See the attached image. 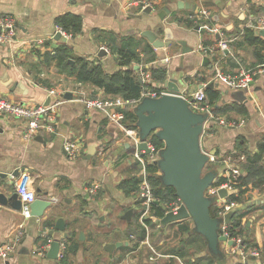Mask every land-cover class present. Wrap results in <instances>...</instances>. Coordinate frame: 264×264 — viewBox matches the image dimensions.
Segmentation results:
<instances>
[{
  "label": "crops",
  "instance_id": "0c3cea01",
  "mask_svg": "<svg viewBox=\"0 0 264 264\" xmlns=\"http://www.w3.org/2000/svg\"><path fill=\"white\" fill-rule=\"evenodd\" d=\"M179 1L190 9H179ZM165 8L170 13L162 20L158 15ZM200 10L210 14L208 23L200 26L204 32L187 25ZM68 14L82 21V31L71 41L55 40L58 19ZM6 15L15 19L16 34L0 49V95L15 103L35 105L46 103L48 91L54 89L61 94L62 103L52 136L43 133L27 140L23 120L0 118V175L8 176L0 177V191L12 194L15 182L27 176L37 199L53 200L40 219L25 218L21 210L0 204V246L20 236L15 252L7 260L0 259V264H264V190L260 189H251L242 197L237 216L243 227V233L237 235L261 252L253 262L232 254L228 243L220 244L221 255H213L205 238L194 232L192 220L162 227L164 216L155 218L152 212L147 218L151 223L145 226L147 236L141 240L140 227L144 225L139 216L131 222L123 219L129 209L139 210L140 168L132 158L133 139L125 124L122 127L110 121L101 111L87 110L78 101L80 97L122 96L108 95L103 88L77 80V72L86 62L108 77L132 69L138 80L143 72L152 75L151 71L162 67L167 70L166 79L176 80L181 93L186 94L214 82L213 89L220 92L216 104L223 114L245 122L239 128L215 127L213 134L202 137V148L219 157L214 168L217 178L226 175L222 160L227 156L233 157L241 171L253 158L264 164V72L255 76L249 90L214 80L217 70L235 73L240 66H264V36L255 27L264 17V0H0V18ZM147 30L171 46L155 49L141 36ZM127 38L141 45L139 58L122 66L111 50ZM39 39L44 40L42 47L35 46ZM221 40L227 41L228 49L218 47ZM179 41L193 49L183 61ZM147 45L152 51H146ZM101 49L107 52L104 57L99 56ZM141 84L143 90L167 91L153 75L150 83ZM69 92L72 99L65 98ZM134 108L127 109L134 112ZM67 139L82 145L78 158L70 159L64 151ZM88 153L93 154L90 159ZM14 173L18 176L9 182ZM8 182L11 187H6ZM90 183L100 185L96 194L88 192ZM122 183L133 190L126 194ZM39 190L47 195L41 197ZM59 219L64 221L71 242L64 232L54 230ZM55 239L69 244L65 259L34 254ZM118 242L122 245L114 252L105 250Z\"/></svg>",
  "mask_w": 264,
  "mask_h": 264
},
{
  "label": "built area",
  "instance_id": "2783aa9c",
  "mask_svg": "<svg viewBox=\"0 0 264 264\" xmlns=\"http://www.w3.org/2000/svg\"><path fill=\"white\" fill-rule=\"evenodd\" d=\"M209 17L210 14L207 10H200L198 16L192 18L194 19L195 23H197V25L205 26L207 24V20H209ZM255 27L261 30L264 29V17H260L257 20ZM15 31L16 21L12 16L6 15L0 18V49L3 46H6V44L12 40V38L16 34ZM57 32H60L67 41H71L73 39L72 34L67 33L59 26L56 27V33ZM35 44L36 47H42L44 44V40L39 39ZM218 47L222 50L228 49L227 41L221 40ZM202 49L205 50V48L200 47V50ZM52 53L55 54L54 51ZM262 72H264V66L257 69L240 66L235 73H225L217 70L214 75V80L222 81L233 89L249 90L255 76ZM142 80L145 83H150L152 80V75L149 72H143ZM165 92L167 91L145 89L141 92V96L139 99H124L123 97H80L78 98V101L82 103L87 110L101 111L108 117L110 121L124 127L123 124L125 123L126 119V108L135 107L146 96L157 98ZM48 94L51 98L49 104L41 103L35 105L15 103L5 96L0 95V118L7 116L23 120L26 123L24 137L27 140L43 133L52 136L56 133L58 110L62 103V97L61 94L54 89L49 90ZM180 95L187 101L191 110L206 116L202 137L206 134H213V129L215 127L239 128L245 124L244 121L228 119L216 113L214 107L211 106L208 102L207 94L204 88H200L189 94L180 92ZM124 129L126 133L133 139L134 151L132 153V158L140 168V182L137 191V195L139 198L138 216L140 222L144 226H146L144 224V220L147 219L149 214L152 212V206L154 204L159 205V200L154 194L153 186L149 179L147 165L150 163H154L159 159V150L156 149V147L150 142V140H147L149 153H147L145 150L140 151L138 149V146L141 141L139 138L138 129L127 127H124ZM64 151L70 159H76L80 156L82 145L77 140L67 139L64 143ZM203 151L209 155L208 165L211 164L213 165L211 166L213 169L216 168V165L219 162V157L214 153H209L205 150ZM232 158L233 157L231 156H227L224 160L220 159L222 160L224 166L227 168V172L225 175L227 180L220 185L213 184L211 187H209L206 191V196L214 197L215 199L213 205L216 209L215 217L221 219L218 232L219 235L225 236L227 241L232 242V245H229L232 254L238 255L244 261H253L260 258V250L246 243L244 237L232 234L231 224L233 219L229 224L224 222V218L227 213L235 212L236 214V212L238 211L239 203L236 201H229L228 198H220L218 193L221 189L227 190L230 194L237 191V178L242 174V171L239 167L236 166ZM99 188L100 185L98 183H90L89 186H87V190L90 194H96ZM13 189L18 194V197L21 201L22 215L25 218H30V204L37 199V195L30 185V179L27 176H23L17 182H15ZM157 202L158 204H156ZM179 206L180 202L173 203L167 207V212H176ZM19 242L20 236L14 242L5 243L4 245L0 246V259L3 261L7 260L10 255L15 252ZM50 243L51 240H49V242L45 245L37 248L34 251V254L39 257L45 258L47 256V250L48 248H50ZM67 249V243L61 241L60 251L58 253L59 259L66 258ZM151 260H154V258L152 257Z\"/></svg>",
  "mask_w": 264,
  "mask_h": 264
},
{
  "label": "water",
  "instance_id": "95a60500",
  "mask_svg": "<svg viewBox=\"0 0 264 264\" xmlns=\"http://www.w3.org/2000/svg\"><path fill=\"white\" fill-rule=\"evenodd\" d=\"M184 7L190 9L189 5L179 1L178 8L183 9ZM166 13H170L168 8L159 13V18L163 20L167 15ZM195 30L204 32L205 28L196 26ZM260 34L264 36V29L261 30ZM141 36L146 38L155 49L171 46L169 41L160 39L152 30L142 32ZM54 38L55 40L67 41L60 32H57ZM178 43L182 46L180 58L183 61L185 54L192 52L193 49L188 47L184 41ZM106 54L107 52L104 49L99 52L100 57H104ZM139 82L143 83V80L139 79ZM215 85L214 82H211L205 86L201 85V88L213 89ZM163 87L167 89V92L157 98L146 96L134 108V113L137 116L136 127L141 141L138 149L149 153L147 140L151 136L157 137L164 143V146L158 151L159 159L154 163L160 171L162 184L165 187L173 188L180 201V206L176 212H166L164 217L160 219V224L162 227H166L168 224L192 220L194 232L205 238L210 253L221 255L220 244L228 243V245H232V242L227 241L225 236L219 235L218 230L221 219L212 217L210 212L215 199L206 196L207 189L215 183L218 177L216 170L204 173L209 162V155L202 151L201 144L206 116L191 110L187 101L180 95L182 86L176 80L173 78L166 79ZM65 98L72 99V94L70 92L66 93ZM50 100L51 98L45 104H49ZM93 154L88 153L86 158L90 159ZM17 176L18 173H14L9 178V182ZM0 177L7 178L8 176L1 174ZM9 182L6 187L12 186ZM38 193L41 197L47 195V193L40 190ZM218 193L220 198H228L230 195L225 189L219 190ZM0 204L9 205L18 211L22 207L18 194L14 189L10 195L0 191ZM52 204L53 200L36 199L30 204L31 216L37 219L44 217L46 210ZM137 215H139L138 209H129L124 214L123 219L131 222ZM234 216L235 212L227 213L224 222L229 224ZM65 229L64 221L62 219L57 220L54 230L64 232V238H68L69 234L65 232ZM54 230H51L49 234L53 235ZM60 245V239H55L52 242L47 253L49 259H58ZM121 245L120 242L112 243L105 250L112 253Z\"/></svg>",
  "mask_w": 264,
  "mask_h": 264
},
{
  "label": "trees",
  "instance_id": "16d2710c",
  "mask_svg": "<svg viewBox=\"0 0 264 264\" xmlns=\"http://www.w3.org/2000/svg\"><path fill=\"white\" fill-rule=\"evenodd\" d=\"M193 15V14H192ZM208 23V22H207ZM57 25L61 27L67 33L75 36L82 31V21L73 15H65L58 19ZM187 25L189 27H196L197 23H195L193 18H189L187 20ZM120 47L114 48L111 50L112 54H114L119 60L120 65L128 66L130 62L135 59H138V49L141 45L139 42L133 38L124 39ZM146 51H152L151 46L147 45ZM264 49V46L261 47ZM58 52H56L57 54ZM154 58H149L148 61L153 60ZM209 62H204V64H208ZM153 78L158 83H164L167 78V70L165 68H158L156 70L151 71ZM77 80L82 83H91L95 86L103 88L106 94L111 96H122L124 99H139L141 96V92L145 88L144 84H141L134 74L132 69H127L123 72H120L118 75H114L112 77L104 76L101 73V70L97 66H90L88 63L83 62L77 72ZM208 98V102L211 106L214 107L216 113H224L221 111V108L217 106V102L220 98V92L214 89L205 90ZM126 119L125 125L129 128H135L137 123V116L133 112V110L125 109ZM150 142L156 147V149H161L164 146V143L160 141L157 137L151 136L149 138ZM242 174L237 178V191L230 194L228 197L229 201H236L238 203L242 202V197L248 193L251 189H260L264 190V164H261L258 158H253L249 161L243 168ZM147 171L149 173V179L153 186V191L156 198L159 200V205L152 206V214L155 218H162L164 214L167 212V207L173 204L178 198L175 194V190L171 187H165L162 184L160 171L155 163H150L147 165ZM227 178L225 176H220L216 183L214 184H222L225 182ZM137 181L135 183V186ZM135 186H132L133 188ZM121 188H123L126 194L130 193L133 189L127 184L122 183ZM135 189V188H134ZM161 204H164V207H161ZM212 217L216 216V209L214 206L210 209ZM236 217L233 218L231 224V232L233 235L243 233V227L241 226L240 220L237 219L238 211L235 214ZM151 219H145L144 224L150 225ZM48 226H52L51 223L47 222ZM141 228L140 239L144 240L147 236V230L145 226ZM183 228V227H182ZM185 228H183L184 230ZM237 229L239 231H237ZM188 231V229L186 228ZM68 239V242H71V239ZM246 243L251 245L248 240H245ZM67 243V242H66ZM68 245L67 252L70 250V246ZM253 246V245H252ZM256 247V246H254ZM257 248V247H256ZM259 249V248H258ZM261 254V252H260ZM214 261H211L209 264H213ZM251 264V263H248Z\"/></svg>",
  "mask_w": 264,
  "mask_h": 264
},
{
  "label": "rangeland",
  "instance_id": "374dc122",
  "mask_svg": "<svg viewBox=\"0 0 264 264\" xmlns=\"http://www.w3.org/2000/svg\"><path fill=\"white\" fill-rule=\"evenodd\" d=\"M182 85L185 86L183 81H182ZM208 101H209V100H208ZM219 114L222 115L221 113H219ZM228 114H229V113H225V115L223 114L222 116L225 117V118H227V117H229ZM211 166H213V165H211V164H210V165H207L206 168H205V170H204V173H207V172H209L210 170H214ZM174 239H175V238H173L172 240H174Z\"/></svg>",
  "mask_w": 264,
  "mask_h": 264
},
{
  "label": "bare ground",
  "instance_id": "6f19581e",
  "mask_svg": "<svg viewBox=\"0 0 264 264\" xmlns=\"http://www.w3.org/2000/svg\"><path fill=\"white\" fill-rule=\"evenodd\" d=\"M204 149L202 148V151H203Z\"/></svg>",
  "mask_w": 264,
  "mask_h": 264
}]
</instances>
